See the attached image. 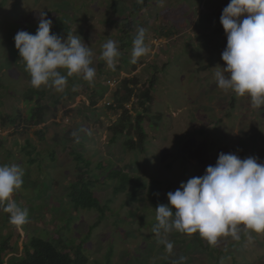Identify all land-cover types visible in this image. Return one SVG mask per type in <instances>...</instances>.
<instances>
[{
  "label": "rangeland",
  "instance_id": "rangeland-1",
  "mask_svg": "<svg viewBox=\"0 0 264 264\" xmlns=\"http://www.w3.org/2000/svg\"><path fill=\"white\" fill-rule=\"evenodd\" d=\"M229 2L0 0V165L23 169V184L13 199L28 210L22 226L10 223L9 214L0 210V241L7 237L9 244L4 264H15L32 237L58 241L71 252L80 245L85 264H173L180 257L183 264H264V232H246L243 225L239 240L229 235L215 245L198 232L165 234L161 229L157 234L156 211L145 187L158 179L165 195L174 192L214 166L221 152L264 162V106L220 89L215 77L226 67L220 17ZM40 12L53 21L50 34L79 35L91 49L96 70L91 84L60 69L67 78L63 91L31 86L14 36L19 30L35 34ZM130 21L133 28L125 33ZM141 27L149 52L132 63L133 39ZM109 40L120 52L114 70L101 55ZM112 78L121 80L116 89L107 85ZM125 78L136 79L140 92L154 80L149 105L136 95L127 102L131 118L145 110L144 150L129 149L124 134L113 139L109 127L122 111L104 102L123 93ZM34 89L44 93L26 100ZM38 102L45 107L43 121L33 124L28 113ZM77 152L84 159L78 160ZM114 169L132 179L123 191H115ZM81 176L94 181L91 189L103 211L72 205L68 193ZM137 183L142 185L132 198ZM162 239L173 243L171 253Z\"/></svg>",
  "mask_w": 264,
  "mask_h": 264
},
{
  "label": "clouds",
  "instance_id": "clouds-1",
  "mask_svg": "<svg viewBox=\"0 0 264 264\" xmlns=\"http://www.w3.org/2000/svg\"><path fill=\"white\" fill-rule=\"evenodd\" d=\"M46 16L40 12L35 34L19 30L14 36L31 86L39 89L51 85L63 91L67 78L60 69H66L67 76L81 75L91 84L96 76L91 49L79 35L68 34L65 39L50 34L53 21ZM220 22L227 44L221 54L226 67L215 73L218 87L249 96L254 107L264 106V0H230ZM131 23L133 28L134 21ZM145 31L139 28L133 39L132 63L149 52ZM154 39L158 41V37ZM102 48V58L114 70L120 56L117 43L109 40ZM71 135L78 142V133ZM22 177L19 165H0V210L8 213L10 223L16 226L28 220V210L13 199L23 184ZM167 198L168 204L156 207L157 234L161 229L165 234L173 230L189 235L198 232L215 245L218 238L229 235L239 240L241 225L246 232H264V162L221 152L214 166H207L202 176L181 182L174 192L167 193ZM161 243L167 252L173 251L172 242L162 239ZM184 260L180 257L173 264H183Z\"/></svg>",
  "mask_w": 264,
  "mask_h": 264
},
{
  "label": "trees",
  "instance_id": "trees-1",
  "mask_svg": "<svg viewBox=\"0 0 264 264\" xmlns=\"http://www.w3.org/2000/svg\"><path fill=\"white\" fill-rule=\"evenodd\" d=\"M138 7L140 5L138 4ZM131 21L124 26L125 33L131 30ZM126 27V30H125ZM124 45V44H123ZM126 45V44H125ZM127 47V46H126ZM153 81L151 80L149 83V87L141 90L137 89V81L134 78H125L123 79L122 88L124 89L123 93H115L116 95V106L114 109H121V113L119 114L118 121L109 126L110 130L113 132V139L119 134H124L127 139L125 145L129 149H139L144 150L146 133L142 126V121L146 117L145 110L139 111L136 116L131 118L129 115V109L126 108L125 103L130 101V98L133 94L138 96L139 99L142 100V103L146 105L150 104L152 101L151 91L153 89ZM133 85V86H132ZM44 91H38L36 89L32 90L28 93L26 100L32 101L33 94H43ZM145 99V100H144ZM113 108V106H111ZM148 107H146L147 109ZM45 107L40 105L39 102L34 106L30 107L31 112L28 113V122L33 124H39L43 121ZM145 109V108H144ZM133 121V122H132ZM16 122V117L13 119V123ZM134 129V132H132ZM132 133L136 135V139L132 137ZM78 160L84 159L82 154L77 152ZM33 161L32 159L30 160ZM88 164V162H86ZM84 174L86 171H83ZM110 176L118 179L119 184L115 187V191H123L126 189L127 185L132 183V179L130 175L126 172H123L119 169L111 170ZM94 184V181L90 178H85L81 176V178L77 179L76 182L72 184V190L68 193L70 201L72 205L76 209H93L98 208L103 211V207H100L101 203L97 195L91 189V185ZM142 184L137 183V189L131 194L132 198L136 197L139 186ZM147 189V194L149 195V200L156 211V207L159 204H168L167 195L162 192V183L158 179L150 180L147 185H145ZM9 248L8 238H4L0 241V264H4L5 262V253ZM86 254L82 252L81 246L77 245L74 249V252L67 251L63 246L58 244V241H52L43 237H32L29 241V244L26 247L25 254L19 258L15 264H85Z\"/></svg>",
  "mask_w": 264,
  "mask_h": 264
},
{
  "label": "built area",
  "instance_id": "built-area-1",
  "mask_svg": "<svg viewBox=\"0 0 264 264\" xmlns=\"http://www.w3.org/2000/svg\"><path fill=\"white\" fill-rule=\"evenodd\" d=\"M106 82H107L108 87H110L111 89H116V87H118V85L121 83V80H119V82H118L117 79L112 78V79H107ZM134 96H135V94L132 95L130 100H132V98H134ZM104 104H106L108 106H114L115 107L116 106V100L115 99L111 100V101L107 100L104 102ZM127 104L128 103H125L126 108H127Z\"/></svg>",
  "mask_w": 264,
  "mask_h": 264
}]
</instances>
